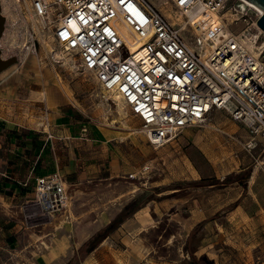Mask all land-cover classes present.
<instances>
[{"label": "rangeland", "instance_id": "obj_1", "mask_svg": "<svg viewBox=\"0 0 264 264\" xmlns=\"http://www.w3.org/2000/svg\"><path fill=\"white\" fill-rule=\"evenodd\" d=\"M147 1L170 23L180 20L169 0ZM48 48L57 62L42 52L0 73V125L57 133L50 171L71 204L51 219L28 218L30 234L7 264H66L121 212L130 216L80 264H264V142L214 112L153 148L143 134L126 135L123 127L139 129V121L75 67L76 56Z\"/></svg>", "mask_w": 264, "mask_h": 264}, {"label": "built area", "instance_id": "obj_2", "mask_svg": "<svg viewBox=\"0 0 264 264\" xmlns=\"http://www.w3.org/2000/svg\"><path fill=\"white\" fill-rule=\"evenodd\" d=\"M169 1L177 26L147 0H0V56L44 52L57 62L50 43L76 56L75 67L91 73L103 95L119 97L153 148L214 112L264 142V49L254 55L248 46L260 39L262 13L242 0ZM70 204L53 172L35 179L28 217L51 219Z\"/></svg>", "mask_w": 264, "mask_h": 264}, {"label": "crops", "instance_id": "obj_3", "mask_svg": "<svg viewBox=\"0 0 264 264\" xmlns=\"http://www.w3.org/2000/svg\"><path fill=\"white\" fill-rule=\"evenodd\" d=\"M66 112L68 118L74 114L71 109ZM51 131L0 125V264L15 257L20 236L30 234L24 223H34L28 219V206L35 179L57 167L52 155L57 133Z\"/></svg>", "mask_w": 264, "mask_h": 264}, {"label": "trees", "instance_id": "obj_4", "mask_svg": "<svg viewBox=\"0 0 264 264\" xmlns=\"http://www.w3.org/2000/svg\"><path fill=\"white\" fill-rule=\"evenodd\" d=\"M228 183H238L240 186L246 190V186L244 183H240L236 179H232L228 181ZM129 207H125L124 211H126ZM137 207L132 209V213L136 211ZM130 215H123L121 212L114 220H112L109 224L104 226L103 228L96 231L91 237H89L74 253V255L66 262V264H80L108 235H110L118 225H120L125 219H127ZM200 225H196L190 232L188 239L190 240L193 236L194 232L198 229ZM191 257L192 254H191Z\"/></svg>", "mask_w": 264, "mask_h": 264}, {"label": "bare ground", "instance_id": "obj_5", "mask_svg": "<svg viewBox=\"0 0 264 264\" xmlns=\"http://www.w3.org/2000/svg\"><path fill=\"white\" fill-rule=\"evenodd\" d=\"M243 1V0H242ZM245 2V1H244ZM245 3H247V2H245ZM248 4V3H247ZM250 5V4H249ZM251 6V5H250ZM225 16H227V15H225ZM170 23V22H169ZM179 23H180V20L179 21H177V23H176V25L174 24V23H170L171 25H174V26H177V25H179ZM258 28V27H257ZM259 32H260V34L263 36V40L262 41H260L259 39H258V41H257V39L256 38H254L253 39V41H251V43L250 44H248V46H249V49L254 53V55H257V53L260 51V50H263L264 49V33L258 28L257 29ZM62 52H64V51H62ZM61 52V53H62ZM64 53H67V52H64ZM63 53V54H64ZM65 55H72V54H70V53H67V54H65ZM55 56V55H54ZM61 56V55H60ZM63 57V56H62ZM60 59H61V57H60ZM58 61V60H57ZM13 64H15V63H13ZM13 64H11L10 66H12ZM9 66V67H10ZM8 67V68H9ZM110 97H112L111 99L116 103V106H117V108H118V111L121 109V107H124V104L122 103V101L119 99V97H117L116 95H114V94H110L109 95ZM125 108V107H124ZM126 109V108H125ZM127 110V109H126ZM121 121V120H120ZM113 122H111L110 124H112ZM123 129L127 132V134L128 135H131V134H134V133H140V134H142L141 133V131L139 130V129H135V130H132L131 128H129L128 126H124L123 127ZM253 142H254V138H251L250 140H249V142L246 144V147L247 148H253V147H255V145L253 144Z\"/></svg>", "mask_w": 264, "mask_h": 264}, {"label": "water", "instance_id": "obj_6", "mask_svg": "<svg viewBox=\"0 0 264 264\" xmlns=\"http://www.w3.org/2000/svg\"><path fill=\"white\" fill-rule=\"evenodd\" d=\"M262 13L256 22L257 27L264 33V0H243ZM3 30V18L0 15V38ZM15 63L14 58L2 59L0 56V73Z\"/></svg>", "mask_w": 264, "mask_h": 264}]
</instances>
